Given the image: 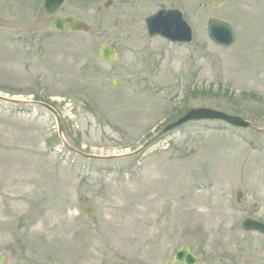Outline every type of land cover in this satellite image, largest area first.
Here are the masks:
<instances>
[{"label": "rangeland", "instance_id": "374dc122", "mask_svg": "<svg viewBox=\"0 0 264 264\" xmlns=\"http://www.w3.org/2000/svg\"><path fill=\"white\" fill-rule=\"evenodd\" d=\"M106 1L65 0L57 13L90 28L59 33L44 0H0V95L46 105L0 99V264H165L184 244L196 264H264V234L242 228L264 221V131L191 121L139 151L191 107L264 128V0ZM160 6L184 11L192 42L148 34ZM212 17L234 44L210 39Z\"/></svg>", "mask_w": 264, "mask_h": 264}, {"label": "water", "instance_id": "95a60500", "mask_svg": "<svg viewBox=\"0 0 264 264\" xmlns=\"http://www.w3.org/2000/svg\"><path fill=\"white\" fill-rule=\"evenodd\" d=\"M63 0H45V12L50 14V20L52 26L55 29L65 31L70 25L72 29L87 30L89 28L86 22L81 20H75L73 16L61 17L54 15V12L62 4ZM169 15H172L171 17ZM181 15L177 10L163 11L147 18L149 32L151 34H162L174 41L176 40H190V28L187 23L181 19ZM209 35L211 38L221 45H231L235 40V33L232 25L226 21L220 19H211L209 21ZM115 49H112L109 45L103 44L99 51V56L103 59L111 60L116 57ZM118 81L115 79L114 83ZM199 119H220L234 126L252 127L260 131H264V128H257L251 124V122L241 116L229 114L227 112L211 108V107H193L190 108L184 115L177 120L168 123L156 136L149 140L146 144L161 136L162 134L176 129L186 122ZM82 154L90 157H94L92 154ZM242 193H238V199H240ZM85 212L91 214L93 208L88 205L84 208ZM242 226L245 230H258L264 233V222L256 220L252 217L244 219ZM4 255L0 254V262L3 260ZM181 261L185 264H195L197 262L196 255L191 251L188 245L182 246L174 255V257L167 261L165 264H173L174 262Z\"/></svg>", "mask_w": 264, "mask_h": 264}, {"label": "bare ground", "instance_id": "6f19581e", "mask_svg": "<svg viewBox=\"0 0 264 264\" xmlns=\"http://www.w3.org/2000/svg\"><path fill=\"white\" fill-rule=\"evenodd\" d=\"M12 98H14V97H12ZM2 100H5V101H9V102H13L14 103V101L13 100H11V99H9L8 97H6V99H2ZM19 103H26V99H22L21 101H19L18 102V104ZM124 195H126V194H124ZM126 196H129V197H132V194H128V195H126ZM132 199H133V197H132ZM125 206L127 207V210L131 213V212H135V210L133 211V206L132 205H129V204H125ZM154 212V211H153ZM133 217H135L134 215H133ZM128 219H130L131 217H130V215H128V217H127ZM133 221V223H132V225L129 223V222H127L126 220L124 221V223H125V227L124 228H126V229H130V228H135L136 227V223H137V220H136V218L134 219V220H132ZM135 226V227H134Z\"/></svg>", "mask_w": 264, "mask_h": 264}, {"label": "flooded vegetation", "instance_id": "af4514ba", "mask_svg": "<svg viewBox=\"0 0 264 264\" xmlns=\"http://www.w3.org/2000/svg\"><path fill=\"white\" fill-rule=\"evenodd\" d=\"M205 3L207 5V1L206 0H205ZM212 4H213V0H212ZM173 8H177V7H174V6H160L159 8H157L156 10H154L152 13H155V12H157L159 10H170V9H173ZM152 13H150V14H152ZM57 14H59V13H57ZM60 15L64 16V15H74V14H60Z\"/></svg>", "mask_w": 264, "mask_h": 264}]
</instances>
